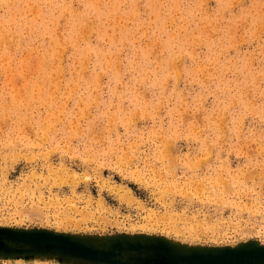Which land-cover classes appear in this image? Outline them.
<instances>
[{"label": "rangeland", "instance_id": "1", "mask_svg": "<svg viewBox=\"0 0 264 264\" xmlns=\"http://www.w3.org/2000/svg\"><path fill=\"white\" fill-rule=\"evenodd\" d=\"M0 30V264H264V0H0Z\"/></svg>", "mask_w": 264, "mask_h": 264}, {"label": "bare ground", "instance_id": "2", "mask_svg": "<svg viewBox=\"0 0 264 264\" xmlns=\"http://www.w3.org/2000/svg\"><path fill=\"white\" fill-rule=\"evenodd\" d=\"M22 1V0H21ZM5 2V1H4ZM24 4V3H23ZM26 4V3H25ZM38 4V3H37ZM2 5V4H1ZM34 6V5H33ZM29 7V6H28ZM35 7V6H34ZM75 10V9H74ZM138 10V9H137ZM34 11H35V9H34ZM34 11H31V12H34ZM36 11H37V9H36ZM12 12V11H11ZM65 12H66V10H65ZM11 14V13H10ZM34 14V13H33ZM72 14H73V12H72ZM12 15V14H11ZM10 16V15H9ZM130 16V15H129ZM36 17V16H35ZM34 17V19H36ZM121 18V17H120ZM136 18V17H135ZM11 19H12V17H11ZM122 19V18H121ZM93 24V23H92ZM88 27V26H87ZM115 27V26H114ZM4 29V28H3ZM80 30V29H79ZM83 31V30H82ZM0 32H1V30H0ZM3 33V32H2ZM13 36V35H12ZM109 36V35H108ZM20 38V37H19ZM7 40V39H6ZM19 40V39H18ZM61 41V40H60ZM2 42V41H1ZM6 42V41H5ZM19 43V42H18ZM9 44H10V42H9ZM9 44L7 45V46H9ZM5 45V44H4ZM55 45V44H54ZM36 49H37V47H36ZM10 49H8V51H9ZM49 50V49H48ZM64 51V50H63ZM79 52V51H78ZM10 54H11V52H9ZM54 55H56V54H54ZM24 56V55H23ZM45 56V55H44ZM43 56V57H44ZM116 56V55H115ZM59 57V56H58ZM86 57V56H85ZM11 58V57H10ZM22 59H23V57H22ZM38 59V58H37ZM62 59V58H61ZM8 60H10V59H8ZM13 60V59H12ZM100 60H101V58H100ZM106 60V59H105ZM24 61H26V60H24ZM62 61V60H61ZM110 61V60H109ZM117 62V61H116ZM86 65V64H85ZM107 65H109V64H107ZM39 66V65H38ZM82 71V70H81ZM80 71V72H81ZM85 76V75H84ZM132 198V197H131ZM240 264H242V263H240Z\"/></svg>", "mask_w": 264, "mask_h": 264}]
</instances>
